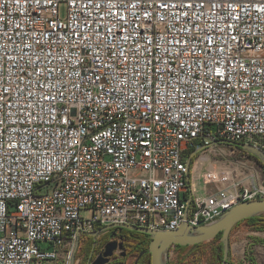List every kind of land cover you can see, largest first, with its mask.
I'll return each mask as SVG.
<instances>
[{"label": "built area", "instance_id": "1", "mask_svg": "<svg viewBox=\"0 0 264 264\" xmlns=\"http://www.w3.org/2000/svg\"><path fill=\"white\" fill-rule=\"evenodd\" d=\"M222 142L264 154V0H0V264L264 200L238 147L187 184L189 150Z\"/></svg>", "mask_w": 264, "mask_h": 264}, {"label": "water", "instance_id": "2", "mask_svg": "<svg viewBox=\"0 0 264 264\" xmlns=\"http://www.w3.org/2000/svg\"><path fill=\"white\" fill-rule=\"evenodd\" d=\"M227 143L228 142H222ZM236 147L242 149L248 154L254 156L264 165V154L260 151L255 150L254 148L248 147L244 144H234ZM204 149V148H203ZM203 149H198L194 151L186 162V181L189 184L190 176V166L191 161L194 156L200 153ZM189 201L187 202L188 205ZM260 215H264V200L252 201L237 205L221 216V218L209 225L201 227H190L184 222L180 228L176 231L168 232H159L152 231L147 228H139L132 225L126 224H112L105 227H102L95 232L85 233L84 236H90L96 238L105 232L111 229H126L130 231L139 232L146 234L150 237V243L148 247V252L151 257V264H167L166 255L171 247L180 246H195L202 243L209 242L216 238L218 234L221 233L220 243L222 244V260L220 264H229V255H230V233L233 228L236 227L238 223L246 219L254 218ZM80 236L77 235L74 242V249L71 255L70 264L75 262V253L79 246ZM116 251L121 252V256H124L123 252V243L118 241H109L102 253H100L91 264H108L111 257Z\"/></svg>", "mask_w": 264, "mask_h": 264}, {"label": "rangeland", "instance_id": "3", "mask_svg": "<svg viewBox=\"0 0 264 264\" xmlns=\"http://www.w3.org/2000/svg\"><path fill=\"white\" fill-rule=\"evenodd\" d=\"M240 149H238L235 146H232L227 143H221L218 144L216 147H213L212 149H206L204 151H201L198 153L195 158L197 163H192L190 166V182L192 183L195 179V185H197L198 178L201 173L204 172L206 168L218 166L219 163L223 162L224 160H231L235 161L239 159ZM260 162V161H259ZM261 163V162H260ZM202 167V168H201ZM208 191L213 192L214 187H208ZM205 193V188L202 182L199 180V187H197V194L203 195ZM81 216L83 218H89L90 213L88 211H82ZM262 220H264V215H261L260 217ZM106 236V235H105ZM105 236H100V238H97L92 246L91 254L89 255L92 260H87V254L83 253L82 248L85 246V242L83 241V236L79 240V246L75 253V262L74 264H91L90 261H93L100 253H102L103 248H101V241L105 238ZM258 240L264 241V231H256L253 228L250 227V224L247 222H243L237 227L233 228V230L230 233V257L229 262L232 263L231 255L233 256V259L246 257L247 255V249L249 247V244H253L254 242H257ZM109 241H115L110 239ZM108 241V242H109ZM217 246V243L214 242H206L203 243L201 246L197 248H187L186 250H179L178 248L171 247L168 255H166V263L167 264H194V262L197 260V258H201L202 264H210V254L212 248H215ZM42 248H48L47 244H43L41 246ZM49 249V248H48ZM74 249V245L71 249L70 256L68 262L64 261L62 262H45V261H38L34 260L32 264H70L71 262V255L72 251ZM251 251L253 254H261V252H264V245H255ZM124 252V250H123ZM121 252L116 251L114 255L111 257L108 264H133L134 257L128 258L126 261L122 260L123 257L121 256ZM236 260V259H235ZM234 263V262H233ZM235 264H242L239 261H236Z\"/></svg>", "mask_w": 264, "mask_h": 264}, {"label": "trees", "instance_id": "4", "mask_svg": "<svg viewBox=\"0 0 264 264\" xmlns=\"http://www.w3.org/2000/svg\"><path fill=\"white\" fill-rule=\"evenodd\" d=\"M195 150H189L188 155L191 156V154ZM260 167L262 168L264 172V165H262L259 161H257ZM193 163V160L191 164ZM10 210H8V213ZM260 216L246 219L244 221H241L236 225H240L243 222H247L250 224V227L253 228L256 231H264V220H262ZM97 230L100 229L99 227L96 228ZM115 233V234H114ZM106 235V236H105ZM104 239L101 241V248L104 249L105 245L108 243L109 238L116 235L118 238H121L124 241V251L126 252V256L123 257L122 260L126 261L128 258L134 257L133 264H151V257L148 252V247L150 243V237L146 234H142L135 231H130L126 229H120L116 228L113 233L110 235L105 234ZM221 233L216 236L211 242L217 243V246L215 248H212L211 254H210V264H220L223 254H222V244L220 243ZM81 239V238H80ZM96 239H91L88 236H85L83 238V242H85V246L82 248L83 253L87 254V260H92L90 258V254L92 250V246L95 243ZM203 244V243H202ZM202 244L195 245V246H187V247H180V246H173L175 248H178L179 250H186L187 248H197L201 246ZM255 245H264V241L258 240L257 242H254L253 244H249V247L247 249V255L246 258L252 262V264H256L254 259H250V257L253 255V252L251 249ZM92 262V261H90ZM194 264H202L201 258H197V260L194 262Z\"/></svg>", "mask_w": 264, "mask_h": 264}, {"label": "crops", "instance_id": "5", "mask_svg": "<svg viewBox=\"0 0 264 264\" xmlns=\"http://www.w3.org/2000/svg\"><path fill=\"white\" fill-rule=\"evenodd\" d=\"M258 232H260V231H258ZM230 250H231V246H230ZM235 259H233V256L231 255V260L230 261H232V263L229 262V264H235L236 261H239L242 264H252V262L249 261L245 256L244 257H241V258H237L236 257ZM250 259H254L256 264H264V252H261V254H259V255L254 253L250 257Z\"/></svg>", "mask_w": 264, "mask_h": 264}, {"label": "flooded vegetation", "instance_id": "6", "mask_svg": "<svg viewBox=\"0 0 264 264\" xmlns=\"http://www.w3.org/2000/svg\"><path fill=\"white\" fill-rule=\"evenodd\" d=\"M114 230L115 229H111V230H109V231H107V232H105L104 234H102V235H100V236H103V235H105V234H107V235H110L111 233H113L114 232ZM115 234V233H114ZM100 236H98V237H96V238H93V237H90V236H88V237H90L91 239H97V238H100ZM83 237H85V236H83ZM82 238V237H81ZM110 239H112V240H115V241H118V242H122L123 243V250H124V241L121 239V238H118L116 235H114V236H112L111 238H109V240ZM124 253H125V255L124 256H122V257H125L126 256V252L124 251ZM90 264V263H89Z\"/></svg>", "mask_w": 264, "mask_h": 264}]
</instances>
